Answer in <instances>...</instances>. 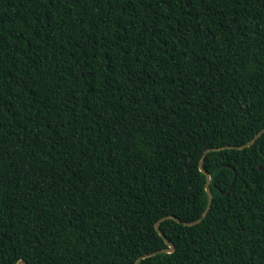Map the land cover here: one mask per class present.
<instances>
[{
  "label": "trees",
  "instance_id": "1",
  "mask_svg": "<svg viewBox=\"0 0 264 264\" xmlns=\"http://www.w3.org/2000/svg\"><path fill=\"white\" fill-rule=\"evenodd\" d=\"M263 128L264 0H0V264H264Z\"/></svg>",
  "mask_w": 264,
  "mask_h": 264
},
{
  "label": "water",
  "instance_id": "2",
  "mask_svg": "<svg viewBox=\"0 0 264 264\" xmlns=\"http://www.w3.org/2000/svg\"><path fill=\"white\" fill-rule=\"evenodd\" d=\"M263 132H264V128L261 129V130H260V131H259V132H258V133H257V134H256L251 140H250V141H248V142L245 143V144H242V145H239V146H224V147H227V148H229V147H234V148H236V149H242V148L248 147V146H250L251 144H253V143L255 142V140H256V139H257V138H258ZM221 148H223V147H210V148H207V149L204 151V153H203V155H202V157H201V159H200V162H199V169H200V171L203 172V173L205 174V176H206V181H205V191H206V193H207V206H206V208H205V210H204L202 216H201L199 219H197V220H195V221H192V222H185V223H184L185 225H192V224L198 223L202 218H204V217L207 215V213H208V211H209V208H210L211 203H212V194H211V190H210V188H209L210 174H209V172H208L207 170L204 169V167H203L202 164H203L204 156H205V154H206L208 151L219 150V149H221ZM262 168H263V166L260 164V165H259V169L262 170ZM167 217L174 218L176 221L181 222L180 219L177 218V217H175L174 215H167V216H164V217H162L159 221H161V220H163L164 218H167ZM159 221L155 223V228H156V230L158 231V233L164 238V241H165V243L167 244L168 248H167V249H162V250H157V251H154V252H151V253H148V254H144V255H142V256H140V257L137 258L135 264H138L139 260H141V259L144 258V257L151 256V255H154V254H157V253H161V252H167V253H169V252H172V251L174 250V244H173L172 242H170V241L165 237L164 233L160 230V228H159ZM17 264H27V263H26L24 260L20 259V260L17 262Z\"/></svg>",
  "mask_w": 264,
  "mask_h": 264
}]
</instances>
